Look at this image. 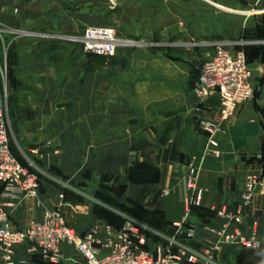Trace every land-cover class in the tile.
Wrapping results in <instances>:
<instances>
[{
    "label": "crops",
    "instance_id": "obj_1",
    "mask_svg": "<svg viewBox=\"0 0 264 264\" xmlns=\"http://www.w3.org/2000/svg\"><path fill=\"white\" fill-rule=\"evenodd\" d=\"M233 1L247 15L238 29L247 38L189 45L181 42V14L166 11L167 0H0V26L23 35L24 52L9 87L3 86L6 116L19 148L57 171L41 179L37 199L15 198L0 188L11 228L41 221L60 201L68 227L77 235L97 229L102 243L113 237L105 227L116 232L128 217L162 239L191 240L199 254L216 247V264H264L263 247L221 243L218 235L239 230L264 240V60L253 74L255 98L239 105L213 136L218 156L204 153L208 137L202 128L218 116V99L211 94L199 102L194 95L195 66L216 46L264 53V38L252 37L257 22L250 23L261 20L264 33V0ZM222 6L230 13V6ZM89 27H113L120 39L140 43L110 59L91 57L65 39ZM154 37L157 45L150 43ZM191 172L194 193L185 184ZM106 180L123 187L114 200ZM184 220L176 234L174 225ZM153 240L160 239L150 236V247ZM60 250L61 264H83L71 246ZM46 263L28 244L14 250L13 264Z\"/></svg>",
    "mask_w": 264,
    "mask_h": 264
},
{
    "label": "built area",
    "instance_id": "obj_2",
    "mask_svg": "<svg viewBox=\"0 0 264 264\" xmlns=\"http://www.w3.org/2000/svg\"><path fill=\"white\" fill-rule=\"evenodd\" d=\"M65 39L80 44L84 54L103 58L113 57L120 48L137 45L135 42L118 39L112 30L100 27L87 28L80 38ZM195 72L197 81L194 95L197 100L202 102L211 94L218 99V116L210 122H202L208 137L204 153L218 156L214 134L234 115L239 105L255 97L252 72L241 49L224 46H216L213 56L195 66ZM2 78L3 72L0 70V188L6 193L13 192L15 198L37 199L39 179L29 168L22 166L10 151L6 121L7 95L1 87ZM185 184L188 190L193 193L196 191L193 172L187 176ZM250 189L251 183L248 184ZM199 200L197 192L196 205ZM61 207L59 202L45 212L41 221H32L24 229L17 230L9 226L8 214L0 204V264H13L14 250L22 244H28L32 252H40L51 264L61 262L63 256L60 247L63 244L71 246L80 255L83 264H216V247L207 248L199 254L188 245L191 240L173 237L162 239L145 225L128 217L124 218L122 227L116 232L109 226L105 227L107 236H113L106 243L96 237L97 229L77 235L68 227ZM184 227L185 220L174 225L175 233H180ZM218 235L221 243H233L247 249L264 248V240H256L254 234L248 238L239 230L229 233L221 230ZM150 236L162 241L150 247ZM186 238H192L190 231L186 233Z\"/></svg>",
    "mask_w": 264,
    "mask_h": 264
},
{
    "label": "rangeland",
    "instance_id": "obj_3",
    "mask_svg": "<svg viewBox=\"0 0 264 264\" xmlns=\"http://www.w3.org/2000/svg\"><path fill=\"white\" fill-rule=\"evenodd\" d=\"M217 1L218 3H221V6L210 5V7H207V5L200 0L199 2H197L196 0H167L166 2L167 4L165 6L166 11L167 10L169 12L176 11L177 13L181 14L182 26L185 34L184 38L181 41L183 44L191 45L197 42L210 43L213 41L214 42L235 41L240 39L245 40L247 38V36H242L241 38L238 32L240 26L246 24L245 19L247 18V15L242 13L243 10H241L242 12L239 11L240 8L239 4H237V2L233 0H217ZM222 4L231 7L230 13L223 11ZM153 6H155L157 9H159V7L160 8L164 7L162 4L158 5L156 2L153 3ZM260 21L261 20L256 21L254 18L253 20H251V22L250 20L248 21L250 23L257 22L256 25L252 27L253 38H257V39L264 38V33H262V27H261L262 23ZM100 28H106L112 30L115 33L116 37L120 39L118 33L113 27H100ZM154 29L157 30V25L154 27ZM26 35L27 37H30L32 39H38L36 35L29 33H27ZM81 36L78 37L76 36V38H80ZM46 38H48L49 41H52L51 37H46ZM22 39H23V35L19 31H13L3 26H0V70L3 72V78L1 79L2 88L3 86H5V84L9 87L10 81L13 80L17 71L16 69H18L19 67L20 61H22V58L24 59L23 57L24 52L19 51V47ZM121 40L135 42L137 43L136 46H138L140 43L138 42V40H134V39H121ZM69 42L70 44H73L71 40ZM158 42L159 40L157 37H154L150 41L151 45L152 44L157 45ZM241 48L250 49L251 47L242 46ZM120 49H126V48H120ZM198 52L199 54H201L202 50H198ZM246 54L249 61V67L251 69L253 76L255 72V68L258 67L259 65H262L263 63L262 60H264V53L258 51L252 52L251 49L250 51H247ZM89 56L95 58H103V57H96L93 55H89ZM253 57H256V60H253L252 59ZM110 58H104V59H110ZM249 58L251 60H249ZM6 121L8 124V134L11 143V149L12 152L15 154L18 162L20 164H23L24 167L29 168V170L31 171L33 170L39 181H41L43 177L46 178L49 175L56 176L57 171L53 169L50 165L44 166L40 162V160H37L35 157H32V155L28 154V152L21 150L19 148L18 138L15 133L14 123L9 116H6ZM103 182H99L101 183L100 185H102ZM105 183H107L106 185L107 189H110L106 191L111 192L110 199L114 200L115 195H117L120 191L121 188L120 185H117L115 182L108 180H106ZM96 188H97L96 189L97 192L105 191V188H102V186H97ZM159 241L162 240H153V244H156Z\"/></svg>",
    "mask_w": 264,
    "mask_h": 264
},
{
    "label": "trees",
    "instance_id": "obj_4",
    "mask_svg": "<svg viewBox=\"0 0 264 264\" xmlns=\"http://www.w3.org/2000/svg\"><path fill=\"white\" fill-rule=\"evenodd\" d=\"M237 49H241V50L244 52L245 57H246L247 64L249 65L248 57H247V54H246V52L248 51V48H247V49H243V48H240V47H239V48H237ZM251 49H252V48H250V50H251ZM252 50H253V49H252ZM255 95H256V92H255ZM254 98H255V97H254ZM10 151H11L12 156L17 160L15 154L12 152V149H11V143H10ZM17 161H18V160H17ZM21 165H23V164H21ZM23 166H24V165H23ZM32 172H33V170H32ZM34 173H35V172H34ZM122 189H123V187L120 188L119 193L122 191ZM119 193H118V194H119ZM96 197H98L100 200H102V199L100 198L99 195H96ZM102 201H103V200H102ZM109 201H110L109 198H105L103 202H106L108 205H111V204L109 203ZM111 206H112V205H111ZM118 209H119V208H118ZM123 222H124V220L122 219L119 228H121ZM46 264H51V263L47 262Z\"/></svg>",
    "mask_w": 264,
    "mask_h": 264
},
{
    "label": "water",
    "instance_id": "obj_5",
    "mask_svg": "<svg viewBox=\"0 0 264 264\" xmlns=\"http://www.w3.org/2000/svg\"><path fill=\"white\" fill-rule=\"evenodd\" d=\"M111 1L115 2L116 0H111Z\"/></svg>",
    "mask_w": 264,
    "mask_h": 264
}]
</instances>
